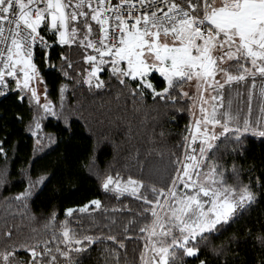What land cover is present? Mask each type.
<instances>
[{"label":"snow or ice","instance_id":"obj_1","mask_svg":"<svg viewBox=\"0 0 264 264\" xmlns=\"http://www.w3.org/2000/svg\"><path fill=\"white\" fill-rule=\"evenodd\" d=\"M45 68L56 78L51 89ZM70 89L108 96L133 117L150 100L170 121L187 113L188 122L178 133L161 128L160 138L177 136L165 150L155 127L150 146L133 144L129 123L123 171L101 167L97 140L62 179L87 170L103 199L66 208L63 219L53 210L36 227L31 202L64 163L53 173L36 160L75 135ZM9 100L27 112L12 122L31 153L13 191L17 148L0 138V264H84L94 245L104 246L105 264H264V223L217 243L264 203V165L248 161L250 138L264 146V0H0V104ZM148 119L144 112L141 126Z\"/></svg>","mask_w":264,"mask_h":264},{"label":"trees","instance_id":"obj_2","mask_svg":"<svg viewBox=\"0 0 264 264\" xmlns=\"http://www.w3.org/2000/svg\"><path fill=\"white\" fill-rule=\"evenodd\" d=\"M73 59L79 58V53L74 50H69L68 53ZM45 81L49 84L50 89L56 83V78L49 72L48 69H43ZM69 90L68 103L75 108L79 109L73 116V132L74 137L69 135H62L63 141L59 143L54 150H47L45 154L38 157L36 160V169L47 168L50 172H57L60 168L61 162L64 161L63 167L60 169V174L52 180L42 192L38 193L34 200L31 202V211L36 216L35 226L40 227L43 220L53 211L57 212L58 218H64V211L68 207H77L87 203L90 199L99 196L103 199L102 193L98 191L99 181L96 177L89 173L87 170H80L71 179H62L63 176L71 169H77L80 164L85 163L84 157L88 155L87 150L95 146L96 141H100L98 159L102 168L107 169L109 165H115V170L123 171L124 155L127 154L131 144L126 142L125 130L129 123L133 128V135L136 137L132 143L137 144L141 148L148 147L143 143L147 140L150 130L155 127V135L157 140L156 147L161 150L173 147L177 139L176 135L167 136L166 138L159 137V131L163 127L172 133H178L182 130L183 126L188 122L187 113H182L177 116L176 121H170L168 116L165 115L167 111L164 108H159L155 111L156 106L151 105L148 109H142L141 113L135 117L131 113L125 114L116 105L115 101L110 102L108 96L93 97L87 92L76 90V96L71 95ZM79 101V103H77ZM17 112L27 117V112L15 106L13 100H9L4 104H0V117H6L5 120H0V125L7 124L8 127L0 130V138L7 135L9 148L13 145L16 146L15 153L9 152L12 159L9 161L10 173L12 184L9 186L13 191L22 190V180L19 176V169L24 166V161L30 158L31 153V140L27 134L22 131V126L13 123L14 116ZM148 113L147 128L140 124V118ZM158 116V119L153 120L152 117ZM86 126L91 129V132L86 130ZM48 130L52 132L58 131V122L52 120L48 124ZM107 137V139H104ZM248 147L251 152L248 156L249 162H254L258 167L264 165V146L259 143V140L250 138ZM115 157V159H114ZM65 158H67L65 160ZM159 160V158H156ZM166 161H160L159 167L161 171L154 174L153 178L162 175V169ZM245 164V161H241ZM133 176L138 175L135 169L132 170ZM245 177L247 173L243 174ZM4 194H9L7 189ZM105 203L115 204V201H105ZM4 206L0 205V231L3 230V216ZM11 221V218H9ZM18 222V221H17ZM106 222V221H105ZM27 223V221H26ZM83 223L87 226L89 221L85 219ZM264 223V203L254 206L240 223L232 226L231 230L226 232L217 243L221 241L226 242L228 237L235 232H243L245 226L252 227L254 230L259 228ZM98 229H93L96 232ZM104 231H107L105 229ZM92 234V233H90ZM103 245H94L88 256L84 259V264H105V254L103 252ZM131 248L132 245H129Z\"/></svg>","mask_w":264,"mask_h":264}]
</instances>
